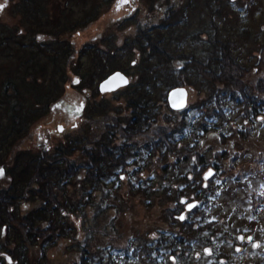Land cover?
I'll return each mask as SVG.
<instances>
[{"label": "rangeland", "instance_id": "1", "mask_svg": "<svg viewBox=\"0 0 264 264\" xmlns=\"http://www.w3.org/2000/svg\"><path fill=\"white\" fill-rule=\"evenodd\" d=\"M124 1L112 0L110 7L97 20L79 29L73 25L94 15L97 0H1L4 5L0 9L1 86L10 75L20 71L21 64L17 67L16 61L27 57L30 63H35L38 73L44 71L49 74L53 65L48 62L40 65L39 59L45 58L46 54L40 52L36 55L34 50L38 46L47 50L59 47L60 43L53 34L55 32L70 40L75 55L69 57L71 66H68L65 75L67 79L62 101L56 105L53 103L42 119L29 128L26 136L6 155L5 165L0 166V199L7 202L0 206V264H74L83 256L82 248L87 247L92 264H105L107 257L104 253L109 249L114 256L119 253L120 259L124 253H128L132 264H157L148 244L159 237L160 232L169 236L181 233L184 227L179 217L183 215L195 221L205 207L212 211L210 219L215 220V226L234 233L237 243L230 238L219 240L231 260L225 262V258L221 257L216 263L211 247L198 242V249L191 254L193 258L190 262L179 255L174 263L166 260L160 264H259V260L264 259V234H261L262 230L264 232L263 116L249 131L252 123L241 116L244 107L233 106V110L229 111L232 119L227 121L228 124L220 122L214 133H208L199 141V150L207 155L209 161L219 157L224 166L215 175V169L208 166L201 176L200 186L204 187L211 178L221 188L217 200L206 206L194 194L187 198L175 195V188L183 185L182 173L187 169L188 178L194 175L191 163L192 160L194 163L196 161L194 158L184 159L178 166L174 165L176 152L181 149H172L168 158L158 157L154 162L145 164L144 159L134 156V161L109 171L118 175V181L113 183L111 179H106L105 189L98 191L91 188L92 183L86 179L88 173L85 166L91 160L85 155L83 146L97 138L101 141L99 143H105L104 139H109L110 131H115L119 120L125 125L131 116L132 106L136 104L135 100L144 92L139 89L143 84L142 78L148 79L152 75L157 78L158 75L159 79L163 77L160 82L165 77L170 82L169 75L182 68L187 63L185 57L191 54L202 61L197 64L201 66L218 51L216 38L230 44L227 54L234 71L239 68L238 74L243 75L242 84L245 83L252 94L257 93L256 84L264 78V0ZM139 25L156 27L158 32L148 28L146 31L156 35L159 44L178 57L167 63L150 55L147 50L139 53L134 47L135 43L139 44L142 35L138 32ZM48 27L53 31H49ZM64 28L70 29L61 34ZM83 46L91 47L94 52L88 54L86 49H81ZM128 46L135 49L131 52ZM101 55H115L117 61L123 60L121 67L127 72L130 82L102 92L99 89L101 79H94L91 84L87 82L88 74L85 72L97 70ZM60 60L63 63L56 61L57 65L62 63V67H65L66 61L63 58ZM95 65L96 69L93 68ZM149 65L156 72L147 69ZM21 68L28 69L25 63ZM75 71H85V74L78 80ZM198 71L197 76L192 75L185 81V88L189 91L187 105L191 113H200V100L206 96L207 89L215 97L214 88L206 86L211 81L200 68ZM156 78L150 79L149 88L157 94V88L153 87ZM190 81L193 83L190 84ZM54 83L50 77L45 84L51 86ZM18 86L23 88L20 84ZM8 92L11 93L10 90ZM144 95L147 96L146 93ZM5 97L7 99V95ZM32 97L25 94L22 99L24 105L29 104ZM15 99L13 97L11 101ZM2 120L5 121L4 114ZM59 125L62 130L58 128ZM243 125L245 133L241 135L237 130ZM221 130L225 134L222 135ZM118 140H115V145ZM143 140L144 136L132 139L137 145ZM99 143L91 145L101 152ZM45 150L50 151L57 158L56 161L68 159L76 163L80 173H69L66 161L61 164L71 182L63 191H58L57 185H54L59 200L53 199L51 203L57 209L54 210L51 204L47 205L46 210L41 212L44 216L41 218L45 225L43 230L27 237L20 216L41 208L42 199L37 190V195L30 192L26 199L20 197L22 180L19 177L12 180L10 170L20 167L16 157L15 160L13 158L17 153L22 152L18 159L21 162L36 159ZM238 154L239 158L235 156ZM137 166L139 168L136 169ZM210 169H213V175L205 180ZM51 173L58 175L56 170ZM116 175L113 179H117ZM42 185L44 187L40 189L47 188L46 183ZM6 188L10 195L16 197L15 200L10 195H3ZM171 192L177 197L176 201ZM194 201L199 203L197 210L187 208ZM260 204L262 207L257 208ZM52 217L59 221L56 228L58 234L46 228Z\"/></svg>", "mask_w": 264, "mask_h": 264}, {"label": "trees", "instance_id": "2", "mask_svg": "<svg viewBox=\"0 0 264 264\" xmlns=\"http://www.w3.org/2000/svg\"><path fill=\"white\" fill-rule=\"evenodd\" d=\"M96 3L98 5L96 6L97 8L94 15L91 18L78 23V25H73V27L76 28L77 26L79 29L86 28L88 24L97 20L101 14L106 11L108 7H110L112 0H97ZM92 5L95 4L93 3ZM57 25H59V23L56 24L55 27ZM48 28L49 31H53L52 28ZM147 28L158 32L156 27H142L139 25L138 32L142 33V35L141 37L139 36V44H134V47L138 49V52L142 54L143 51L147 50L150 55L159 57L162 62L166 61L168 63L174 61L178 57L176 56L177 54H173V52L166 50L163 46H161L156 40V35H152L151 32H147ZM69 29L70 28H64L61 34H64ZM53 34L56 37L57 42L60 43L59 47L56 46L54 50H47L46 48H43V46H38V49L34 50L36 55L40 54V52H44L46 54L45 58L39 59L41 62L40 65L45 62H48L51 66L53 65V69L49 74L44 71L38 73L36 70L37 68H35V63H30V59L27 57L23 60H19V62L16 61V64L18 67L19 63L21 65L22 63H25V66L28 69L22 70L20 65V71L16 72L17 74L10 75L7 82L3 83L2 86L0 85V166L5 165L4 160L6 155L10 154L16 147V144L26 136L29 132V128L42 119L47 111L50 110V106L53 103L56 105L58 102L60 103L62 101L66 84L65 80L67 79V76L65 75L68 73V66H71L69 57L75 55V50L71 45L70 40L63 38L60 35V32H55ZM1 37L2 35L0 31V38ZM1 43L2 42L0 41V47ZM215 43L218 50L215 55L209 57V59L202 63L201 66H198L197 64L202 61L198 60V58L194 55L191 54L190 57H185V63H187L183 65L182 68L179 67V69L169 75V77H171L170 82L167 81L166 77L162 82H160L163 77L159 79L158 75V79L155 77L156 75H152L148 79L142 78L141 82H143V84L139 89L144 92L139 96V99L135 100L136 104L132 106L133 109L131 111V116L126 121L125 125L121 122L122 120H119L120 122L116 125L115 131H110V134L108 135L109 139H104L106 141L105 143H99L101 141L97 138L90 141L89 145L85 144L83 146L85 155L91 160V162H87L88 166H85V171L88 173L86 179L92 183L91 188L103 191L105 189L104 185L107 183L106 179H111L112 181H108L113 183L115 180L118 181V175L109 171H112L113 167L116 168L118 165H122L121 167H123L124 164L134 161L136 159L134 156L144 159L143 163L145 164L146 162L150 163V161L154 162L158 159V157L160 159L164 157L168 158V154L172 149H181L182 151L176 152L174 165L178 166V164H180L179 162L184 159L189 160L194 158L196 161L194 163L192 160L191 163L193 165L192 172L194 174L192 178H188L187 169L184 173H182L183 171L181 172L179 169V171L183 174L181 178L183 180V185L177 189L175 188V195H181L183 198H187L188 196L194 194L195 196H198L197 198L200 201L202 200V204L205 206L208 205L209 202L214 203L217 200L216 197L218 192L221 190L219 185L217 186L214 184L211 178L210 180H207L204 187L200 186L198 183H201V176L208 166H210L209 168L215 169L214 175L218 170H220V167L222 168L224 166L219 160V157L213 161H209L207 155L199 150L198 143L201 139H204L208 133H214L216 126H219L220 122H224L225 124V122L232 119V115L229 111L233 110V106L244 107V110L241 112V116L243 119L249 120V122L252 123V128L249 129V131H252L254 124L258 122L259 117L263 116L264 118V78H261L256 84L255 92L257 93L252 94V92L248 91L245 83L242 84L243 75L238 74L240 69L238 68L239 70L237 69V71H234L233 64L230 62L231 58L229 57V54H227V52H229L228 48L230 44L218 38H216ZM86 47L87 46H83L81 49H86L88 54L90 52H94L90 46L89 49ZM128 47L132 52L133 47ZM61 58L66 61L65 67H62L63 60H60ZM140 58H142V60L145 59L144 57ZM126 59L128 62V60H130V55L129 58ZM148 60L149 58L146 61ZM35 61L37 62L36 58ZM56 61H60L62 63L57 65ZM98 63V68L96 65L93 67L95 69L97 68V70H93L94 72H85L87 70L79 72L75 71L78 80H80V78L86 73L88 74L86 80L91 84V81L94 79L102 80L112 74V71L114 72V70L125 71L123 70V66L121 67L123 60L117 61L115 59V55H106L105 57L101 55ZM152 67L153 66L149 65L147 69ZM198 68H200L201 72H203L208 77L209 81H211L206 86L210 85L209 88H214L215 91H213L215 97H213L209 89L206 90V96L203 97V100H200V113H191L189 110L191 109L190 106L181 109L172 107L168 101L170 89L180 86L185 87V81L189 80L188 77H191L192 75L194 77L197 76L199 72ZM150 70L156 72L155 68ZM28 77H30V79H28ZM50 77L52 81L55 82L54 85L50 84L51 86L45 84ZM151 78H156L157 80H153L156 81L154 82L153 87L157 88V94L149 88ZM192 81L189 83H193ZM19 84L22 85L23 88L25 86H27V88H20L18 86ZM219 84H222L223 86H218ZM9 90L11 93L8 92ZM27 93L28 95L31 94L33 97L29 104L24 105V101L22 99ZM145 93L147 96L144 95ZM6 95L7 99L5 97ZM10 97H14L16 99L11 101ZM241 108L242 107H240V109ZM3 114L5 121L2 120ZM244 128L245 125H243V127H239L237 131L241 135H244ZM221 132L222 135L225 134L224 131L221 130ZM142 136H144V140L142 141L143 143L140 145L133 143L134 140L132 141V139ZM116 139L119 140L115 145ZM93 143L100 144L99 146L101 152H98V150L96 151V146L91 145ZM21 155L22 152H19L13 157L14 160L16 157L17 164H19L20 167L17 166V169L10 170L13 175L11 179L13 180L19 177L22 180V194L20 197H24V199H26L30 192L35 195V190H37L42 199L41 208H37L38 210L33 209L29 213L22 214L20 216L21 219H23L21 224L23 225L24 230H26L27 237H31L36 232L42 231L43 226H45L41 220V218L44 217L41 212L46 210L47 205H52L51 202L53 199L56 201L59 200L54 185H57L58 191H63V188L71 182L69 176H66L63 172L61 164L66 161V170L69 171V173L73 172V174H79L80 172L76 163L70 162L68 159L63 161H61L62 159L58 160L61 161V163H59L56 161L57 158L52 156L50 151L45 150L44 153L36 159L22 160L19 162L18 159ZM235 156L239 158V154ZM65 158H67V156H65ZM106 160L110 161L105 162ZM137 168L139 167L137 166L136 169ZM52 170H56L58 175H51ZM114 173H116V170ZM130 174L134 175L132 172H130ZM114 175H116L117 179H113ZM198 175H200V177H198ZM43 183L47 184V188L42 190L40 188H42V186L44 187V185H42ZM36 184L39 186L36 187ZM108 186H110V184H108ZM203 193L204 195H202ZM171 194L173 193L171 192ZM3 195L5 197L10 195L7 188L3 191ZM173 195V200L176 201L177 197ZM10 196L12 199H16L14 195ZM34 201L37 202V200ZM8 202H11V200ZM6 204L7 202L0 199V206ZM180 204L183 205V202L181 201ZM52 206L54 210L57 209V206ZM198 206L199 203L197 202L193 209L197 210ZM261 207L262 204L257 206V208ZM39 210L41 214L39 213ZM211 212L212 211L207 210L205 207V210H202V214H200V217L197 220L192 221L188 217L181 220L180 223H182L181 226L184 227V231L181 233L178 232L176 235L173 234V236H169L168 234L160 232V236L153 239V241L148 244V249H150L154 254L152 258H154L155 262L160 264L168 260L169 262L174 263L176 258L180 257L179 255H182L187 262H190L193 258L191 254L198 249V246H196L198 242H203L202 244H207L211 247L216 263L219 259H221V257L225 258V262L230 261V254L224 250L222 246L223 243L219 242V240L222 241L223 239L230 238L235 243H237V240L234 238V233L229 230H224L223 228H218L214 225L215 220L210 219ZM1 219L2 216L0 214V221H2ZM57 223H59V221L52 217L47 224L49 226L46 228L52 229V231L56 234L58 231L56 230V228H58ZM261 234H264L263 230L261 231ZM82 250L84 252L83 256L79 261H77V263L74 264H92V260L89 258L90 253L88 247L82 248ZM112 253L113 251L110 249L107 253H104L107 257L105 264H132L129 262L130 256L128 253H124V255L121 256V259L120 255H118L119 253L115 256L112 255ZM117 256H119V258H117ZM120 261L124 262L120 263ZM259 264H264V259H260Z\"/></svg>", "mask_w": 264, "mask_h": 264}, {"label": "water", "instance_id": "3", "mask_svg": "<svg viewBox=\"0 0 264 264\" xmlns=\"http://www.w3.org/2000/svg\"><path fill=\"white\" fill-rule=\"evenodd\" d=\"M116 74H119V75L122 76L124 79H126V80H127V83H126V84H128V83L130 82V80H129V78H128V75H127L125 72H123V71H121V70H116V71H114L112 74H110V75H108L107 77H105L104 79H102V81H101V83H100V88H99L101 92H102V91H105V90H106V91H111V90L116 89V88H118V87H120V86H124V85H126L125 83H123L122 80H116V81H114L113 83L108 84V82L111 81L112 78H113L114 76H116ZM181 90L186 94V95L183 97L184 107H186V105H187V103H188V100H187L188 89H186L184 86L175 87V88L170 89V92H169V94H168V101L170 102L171 106H172V103H173V99H176V100L181 99L180 97H176V98H174V97L172 96V93H173V92H179V91H181ZM172 107H173V106H172ZM184 107H182V108H184ZM177 109H181V108H177ZM58 128H59L60 130L63 129L61 125H59ZM210 171L213 173V169H210ZM206 175H207V173H206ZM196 203H197V201H194V202H190L189 204H194V205H196ZM187 208H188V205H187Z\"/></svg>", "mask_w": 264, "mask_h": 264}, {"label": "snow or ice", "instance_id": "4", "mask_svg": "<svg viewBox=\"0 0 264 264\" xmlns=\"http://www.w3.org/2000/svg\"><path fill=\"white\" fill-rule=\"evenodd\" d=\"M4 7V5H0V9H2ZM116 80H122L123 81V83H127V80L126 79H124L122 76H120L119 74H116V76H114L113 78H112V80L111 81H109L108 82V84H111V83H113L114 81H116ZM186 94L181 90V91H179V92H173L172 93V96L174 97V98H176V97H180L181 99H179V100H176V99H173V103H172V106L174 107V108H182V107H184V103H183V97L185 96ZM0 174H2V170H0ZM213 175V173L211 172V171H209L208 173H207V175H205V177H204V179L205 180H207L210 176H212ZM196 205H194V204H188V208L189 209H192L193 207H195ZM179 219L180 220H184L185 219V217L182 215V216H180L179 217Z\"/></svg>", "mask_w": 264, "mask_h": 264}, {"label": "flooded vegetation", "instance_id": "5", "mask_svg": "<svg viewBox=\"0 0 264 264\" xmlns=\"http://www.w3.org/2000/svg\"><path fill=\"white\" fill-rule=\"evenodd\" d=\"M124 2H126V3H128L129 1L128 0H125ZM125 72V71H124ZM126 74H127V72H125ZM128 75V74H127ZM175 88V87H174ZM187 89V88H186ZM188 96H189V91H188ZM188 96H187V100H188ZM188 102H189V100H188ZM186 106H188V105H186ZM184 108H186V107H184Z\"/></svg>", "mask_w": 264, "mask_h": 264}, {"label": "bare ground", "instance_id": "6", "mask_svg": "<svg viewBox=\"0 0 264 264\" xmlns=\"http://www.w3.org/2000/svg\"><path fill=\"white\" fill-rule=\"evenodd\" d=\"M0 5H2V2H1V0H0ZM119 8V7H118Z\"/></svg>", "mask_w": 264, "mask_h": 264}]
</instances>
